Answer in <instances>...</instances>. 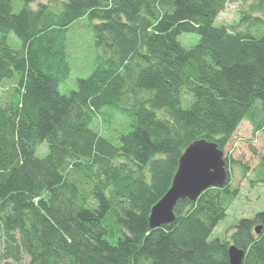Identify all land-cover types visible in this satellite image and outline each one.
<instances>
[{
    "label": "trees",
    "instance_id": "obj_1",
    "mask_svg": "<svg viewBox=\"0 0 264 264\" xmlns=\"http://www.w3.org/2000/svg\"><path fill=\"white\" fill-rule=\"evenodd\" d=\"M15 1L0 0V92L12 88L0 102V264H230L232 246L242 264H264V212L211 239L241 191L232 168L248 173L232 156L223 188L179 201L171 224H149L188 146L225 151L244 120L264 128V18L252 17L264 0L245 31L217 26L229 0H21L17 11ZM84 18L99 22L100 63L63 93L66 33ZM182 35L200 39L187 49ZM105 110L124 111L131 130L94 128Z\"/></svg>",
    "mask_w": 264,
    "mask_h": 264
},
{
    "label": "rangeland",
    "instance_id": "obj_2",
    "mask_svg": "<svg viewBox=\"0 0 264 264\" xmlns=\"http://www.w3.org/2000/svg\"><path fill=\"white\" fill-rule=\"evenodd\" d=\"M256 0H229L225 10L216 20L217 26H225L231 30L245 31L247 28L244 16L250 13V7ZM52 0H34L30 6L37 9L39 4L51 3ZM23 2H14L15 10H19ZM252 17L264 18L262 13L253 14ZM98 21H91L88 18L77 21L67 30L66 43L67 54L70 62V76L61 85L63 93L77 90L78 81L90 77L94 69L99 65V49L96 47L93 36V25ZM255 30L256 25L251 26ZM198 35H182L179 40L182 45L190 49L199 42ZM11 46L20 50L22 42L14 35L10 38ZM12 88L4 85L0 92V102H5L11 94ZM185 98L189 99V97ZM104 110V109H103ZM117 115H112L110 111L100 113L94 128L100 130L105 135L113 134L115 137L131 130V118L124 111H116ZM260 119V117H259ZM111 121V122H108ZM108 122V123H107ZM123 125V126H122ZM109 126V129L106 127ZM253 125L249 120H244L233 136L231 142L225 148V156L229 155L235 161L241 162L247 167L248 173L242 176V170L235 165L232 168V176L235 185H239L240 194L230 205L228 214L224 220L215 228L211 239L230 240L236 225L243 218H254L258 213L264 212V169L261 168V159L264 156V128L261 132L254 133ZM47 147L43 144L38 151V156L47 154Z\"/></svg>",
    "mask_w": 264,
    "mask_h": 264
},
{
    "label": "water",
    "instance_id": "obj_3",
    "mask_svg": "<svg viewBox=\"0 0 264 264\" xmlns=\"http://www.w3.org/2000/svg\"><path fill=\"white\" fill-rule=\"evenodd\" d=\"M228 179L224 151L214 142L200 139L184 151L179 160L172 185L164 197L151 210L150 228H158L175 221V206L179 201H196L209 188H223ZM261 233V228H256ZM230 264H242L245 251L232 246L229 250Z\"/></svg>",
    "mask_w": 264,
    "mask_h": 264
}]
</instances>
